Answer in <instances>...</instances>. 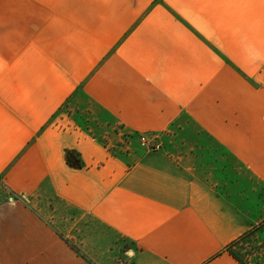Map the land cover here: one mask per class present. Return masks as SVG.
I'll use <instances>...</instances> for the list:
<instances>
[{
	"label": "crops",
	"instance_id": "obj_1",
	"mask_svg": "<svg viewBox=\"0 0 264 264\" xmlns=\"http://www.w3.org/2000/svg\"><path fill=\"white\" fill-rule=\"evenodd\" d=\"M263 224L264 0H0V264H240Z\"/></svg>",
	"mask_w": 264,
	"mask_h": 264
},
{
	"label": "rangeland",
	"instance_id": "obj_2",
	"mask_svg": "<svg viewBox=\"0 0 264 264\" xmlns=\"http://www.w3.org/2000/svg\"><path fill=\"white\" fill-rule=\"evenodd\" d=\"M145 141L147 145L151 143L148 139ZM140 142L142 144V138H140ZM234 251L245 264H264V225L241 242Z\"/></svg>",
	"mask_w": 264,
	"mask_h": 264
},
{
	"label": "trees",
	"instance_id": "obj_3",
	"mask_svg": "<svg viewBox=\"0 0 264 264\" xmlns=\"http://www.w3.org/2000/svg\"><path fill=\"white\" fill-rule=\"evenodd\" d=\"M263 225H264V224H263ZM261 227H262V225L256 227V228L253 229L252 231H249L248 233H246L245 235H243L241 238H239L237 241H235L234 243H232V244L230 245V247L227 249V251H228V252H229V253H230V254H231V255H232L237 261H239L240 264H245V263H243V261L240 260V258L236 255L234 249H235L236 247H238V245H240L241 242H243L245 239L249 238V236H250L255 230H257V229H259V228H261Z\"/></svg>",
	"mask_w": 264,
	"mask_h": 264
},
{
	"label": "built area",
	"instance_id": "obj_4",
	"mask_svg": "<svg viewBox=\"0 0 264 264\" xmlns=\"http://www.w3.org/2000/svg\"><path fill=\"white\" fill-rule=\"evenodd\" d=\"M142 139H143L142 145L143 146H146L147 145V142L145 141V138H142Z\"/></svg>",
	"mask_w": 264,
	"mask_h": 264
}]
</instances>
